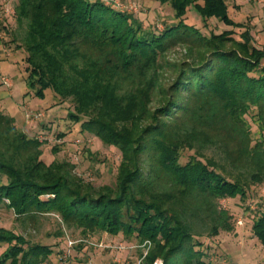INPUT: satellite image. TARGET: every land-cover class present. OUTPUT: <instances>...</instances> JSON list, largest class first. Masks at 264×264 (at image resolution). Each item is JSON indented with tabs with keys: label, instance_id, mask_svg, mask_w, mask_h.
Segmentation results:
<instances>
[{
	"label": "trees",
	"instance_id": "trees-1",
	"mask_svg": "<svg viewBox=\"0 0 264 264\" xmlns=\"http://www.w3.org/2000/svg\"><path fill=\"white\" fill-rule=\"evenodd\" d=\"M152 1L169 5L177 23L156 33L101 1L17 0L28 89L42 100L50 90L75 107H102L81 132L116 147L122 162L114 187L95 189L63 165L46 166L38 141L0 112V207L22 222L53 214L84 236L148 242L145 264H207L200 231H231L218 202H245L248 187L264 183V43L254 47L225 0ZM190 8L203 22L244 32L239 40L232 30L205 36L184 22ZM178 47L186 60L170 63ZM185 150L194 155L181 164ZM251 230L264 249V210ZM0 244V264H42L53 254L3 229Z\"/></svg>",
	"mask_w": 264,
	"mask_h": 264
},
{
	"label": "rangeland",
	"instance_id": "rangeland-1",
	"mask_svg": "<svg viewBox=\"0 0 264 264\" xmlns=\"http://www.w3.org/2000/svg\"><path fill=\"white\" fill-rule=\"evenodd\" d=\"M118 1V5L124 7L120 11L133 14L144 28L153 32L160 33L177 23L169 5L152 0ZM225 1L230 19L249 29L254 47L260 49L264 43V0ZM196 3L202 5L201 0ZM16 4L17 0H0V92L6 93V99L0 102V112L13 118L18 132L38 141L39 160L46 166L63 165L69 170L71 179L95 189L114 187L122 162L120 151L81 132L80 127L87 115H94V111H101L102 107H75L70 100L62 101L50 90L45 92L42 100L28 89L26 54L20 48L25 24L19 26L15 21ZM184 22L205 36L232 30L233 37L239 40L244 32L243 28H229L214 19L203 22L193 8ZM187 55L183 47H178L168 52L166 59L170 63H180ZM251 131L253 141H256V128L252 126ZM193 155V151H181L180 163L185 164ZM5 183V178H0V185ZM3 202L8 205L7 200ZM218 207L231 215V231H222L216 237L208 236L205 230L200 231L196 240L205 253L203 260L207 264H264V249L251 230L253 221L264 210V183L249 186L245 202L239 197L224 199L218 202ZM0 229L23 237L30 244L51 247L52 256L42 264H145L144 258L151 248L148 242L139 244L134 238L125 239L122 235L113 237L95 233L84 236L80 230L67 229L53 214L39 217L33 223L22 222L13 211L4 207H0ZM6 247L0 244V255ZM153 264H162V261L157 259Z\"/></svg>",
	"mask_w": 264,
	"mask_h": 264
},
{
	"label": "crops",
	"instance_id": "crops-1",
	"mask_svg": "<svg viewBox=\"0 0 264 264\" xmlns=\"http://www.w3.org/2000/svg\"><path fill=\"white\" fill-rule=\"evenodd\" d=\"M87 1H89L90 3H93L95 1H101V2L105 3V5L106 4L108 5L109 3H113V4H118L119 3L118 0H87ZM123 1H124V3H128L127 0H123ZM4 99H6V93L5 92H0V102H3Z\"/></svg>",
	"mask_w": 264,
	"mask_h": 264
},
{
	"label": "built area",
	"instance_id": "built-area-1",
	"mask_svg": "<svg viewBox=\"0 0 264 264\" xmlns=\"http://www.w3.org/2000/svg\"><path fill=\"white\" fill-rule=\"evenodd\" d=\"M114 8H116V9H119V10H121V9H123L124 7L122 6V5H118V4H114V6H113ZM4 84H7V82L6 81H4L3 82Z\"/></svg>",
	"mask_w": 264,
	"mask_h": 264
}]
</instances>
